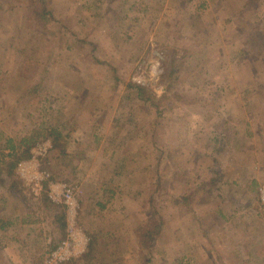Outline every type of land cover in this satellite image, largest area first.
I'll list each match as a JSON object with an SVG mask.
<instances>
[{
    "label": "rangeland",
    "instance_id": "374dc122",
    "mask_svg": "<svg viewBox=\"0 0 264 264\" xmlns=\"http://www.w3.org/2000/svg\"><path fill=\"white\" fill-rule=\"evenodd\" d=\"M0 159V264L67 238L64 185V264H264V0H0Z\"/></svg>",
    "mask_w": 264,
    "mask_h": 264
},
{
    "label": "built area",
    "instance_id": "2783aa9c",
    "mask_svg": "<svg viewBox=\"0 0 264 264\" xmlns=\"http://www.w3.org/2000/svg\"><path fill=\"white\" fill-rule=\"evenodd\" d=\"M44 150V148H41ZM42 155V154H41ZM39 162V157H33L30 161H22L17 166V171L20 176L26 181L28 186H32L35 190L41 189L43 182L49 180V175L42 173L38 170L37 163ZM58 186L53 183L50 184V189L52 190L51 198L56 201L55 195L57 193ZM79 189L75 186L64 185L62 187V198L64 204L67 208L69 219L71 221L68 229V236L65 238L58 246L55 248L41 264H64L70 259L79 256L83 253L85 248V237L74 226L75 213L78 208V197Z\"/></svg>",
    "mask_w": 264,
    "mask_h": 264
},
{
    "label": "trees",
    "instance_id": "16d2710c",
    "mask_svg": "<svg viewBox=\"0 0 264 264\" xmlns=\"http://www.w3.org/2000/svg\"><path fill=\"white\" fill-rule=\"evenodd\" d=\"M37 87H32L31 89V92L33 95H37L38 94V90H36ZM39 95V94H38ZM36 142V139H34L33 137H29V138H23L21 139L20 143L18 145H15L14 144V141L10 138H7V149H9L8 151H13L14 154H19V156L17 155V160H19V158L21 159H26V158H29L30 157V148L32 147V145ZM12 144V145H11ZM27 147V148H26ZM17 153H16V152ZM8 156H9V153H8ZM1 158H4L1 157ZM4 163V159H0V163ZM11 170L13 171L14 167H15V164H11ZM2 173V170L0 169V174ZM3 174V173H2ZM22 181L18 180V181H15L11 186V192L14 193L16 196H19L20 198H23V193H22V188H20V186L22 187L21 185ZM0 184H5L6 185V182L0 178Z\"/></svg>",
    "mask_w": 264,
    "mask_h": 264
},
{
    "label": "crops",
    "instance_id": "0c3cea01",
    "mask_svg": "<svg viewBox=\"0 0 264 264\" xmlns=\"http://www.w3.org/2000/svg\"><path fill=\"white\" fill-rule=\"evenodd\" d=\"M191 176H192V175H191ZM221 213H222V214H220V215H222V217H223V216L225 215V214H224V211H221ZM55 248H56V247H55ZM55 248H54V249H55ZM54 249H52L51 251H49V252H48V255H49ZM48 255H47V256H48ZM47 256H46V257H47ZM43 260H45V259H43ZM42 262H43V261H42Z\"/></svg>",
    "mask_w": 264,
    "mask_h": 264
}]
</instances>
